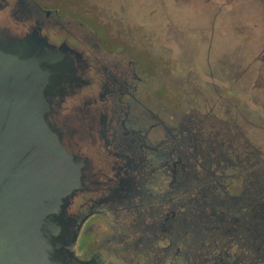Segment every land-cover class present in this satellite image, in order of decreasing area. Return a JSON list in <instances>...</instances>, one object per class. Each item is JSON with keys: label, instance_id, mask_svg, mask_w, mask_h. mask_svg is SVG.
<instances>
[{"label": "flooded vegetation", "instance_id": "flooded-vegetation-1", "mask_svg": "<svg viewBox=\"0 0 264 264\" xmlns=\"http://www.w3.org/2000/svg\"><path fill=\"white\" fill-rule=\"evenodd\" d=\"M169 1L210 15L221 0H7L0 12L5 30L37 32L82 55V87L63 108L80 122L82 142L93 140L80 153L91 165L73 206L82 223L77 255L88 264H264L258 155L246 144L231 152V124L222 131L212 115L182 118L169 108L180 116L172 120L162 103L172 76ZM95 220L110 231L96 246Z\"/></svg>", "mask_w": 264, "mask_h": 264}, {"label": "water", "instance_id": "water-1", "mask_svg": "<svg viewBox=\"0 0 264 264\" xmlns=\"http://www.w3.org/2000/svg\"><path fill=\"white\" fill-rule=\"evenodd\" d=\"M245 6L264 10V0ZM81 57L0 25V264H88L77 255L73 206L88 189L91 161L75 150L80 122L63 111L82 87Z\"/></svg>", "mask_w": 264, "mask_h": 264}, {"label": "rangeland", "instance_id": "rangeland-1", "mask_svg": "<svg viewBox=\"0 0 264 264\" xmlns=\"http://www.w3.org/2000/svg\"><path fill=\"white\" fill-rule=\"evenodd\" d=\"M245 2L216 1L211 16L203 12L206 7L201 4L184 5L177 11L180 9L168 2L166 65L172 76L160 95L172 120L191 115L201 120L212 115L225 122L222 131L231 124L233 131L227 136L236 146L231 152L242 151L240 145L246 144V150L258 155L264 169V10L252 11ZM125 9V16H132L134 10ZM176 73L183 78L175 79ZM238 131L244 133L238 135ZM92 142L89 139L87 144ZM78 144L75 150L84 152L86 142ZM90 157L96 160L94 154ZM92 228L94 246L101 243L103 232L110 233L102 220H95ZM109 257L115 259L112 254Z\"/></svg>", "mask_w": 264, "mask_h": 264}]
</instances>
